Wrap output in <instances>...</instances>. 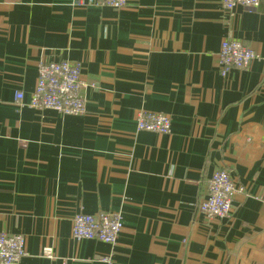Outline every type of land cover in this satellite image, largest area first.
Segmentation results:
<instances>
[{"label":"crops","instance_id":"0c3cea01","mask_svg":"<svg viewBox=\"0 0 264 264\" xmlns=\"http://www.w3.org/2000/svg\"><path fill=\"white\" fill-rule=\"evenodd\" d=\"M227 39L260 59L223 77ZM53 61L80 64L84 115L27 105ZM141 111L172 133L138 131ZM220 169L244 193L208 219ZM79 212L120 214L117 243L75 240ZM0 230L26 236L18 264H264V0L232 14L222 0H0Z\"/></svg>","mask_w":264,"mask_h":264},{"label":"built area","instance_id":"2783aa9c","mask_svg":"<svg viewBox=\"0 0 264 264\" xmlns=\"http://www.w3.org/2000/svg\"><path fill=\"white\" fill-rule=\"evenodd\" d=\"M262 2L222 0L228 14H232L238 7L258 11ZM74 4L119 10L126 7L128 0H74ZM219 57L223 77L233 70L248 69L254 61L260 59L254 50L235 39L223 41ZM85 86L80 64L69 61L41 62L37 84L27 105L37 111L51 110L62 116H82L86 113L83 96ZM23 100V92H18L17 104L23 105ZM137 130L169 135L172 133V119L165 114L141 111L137 118ZM206 186L207 193L198 205L199 212L208 219L229 218L233 202L237 195L244 193V188L236 184L231 172L226 169L217 170ZM122 232L123 218L120 214L89 215L79 212L73 218L72 236L75 240H97L114 246ZM42 253L46 258H54L52 248H44ZM26 256V236L10 235L0 230V264H18ZM103 262L112 264V256H106Z\"/></svg>","mask_w":264,"mask_h":264}]
</instances>
